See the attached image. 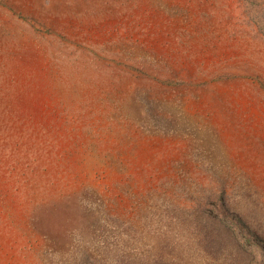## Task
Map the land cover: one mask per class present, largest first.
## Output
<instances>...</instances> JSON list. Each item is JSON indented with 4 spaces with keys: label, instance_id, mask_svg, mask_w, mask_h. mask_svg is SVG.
Listing matches in <instances>:
<instances>
[{
    "label": "rangeland",
    "instance_id": "rangeland-1",
    "mask_svg": "<svg viewBox=\"0 0 264 264\" xmlns=\"http://www.w3.org/2000/svg\"><path fill=\"white\" fill-rule=\"evenodd\" d=\"M154 253L264 264V0H0V264Z\"/></svg>",
    "mask_w": 264,
    "mask_h": 264
},
{
    "label": "trees",
    "instance_id": "trees-1",
    "mask_svg": "<svg viewBox=\"0 0 264 264\" xmlns=\"http://www.w3.org/2000/svg\"><path fill=\"white\" fill-rule=\"evenodd\" d=\"M154 259L151 261L152 264H156L158 262L162 263V264H168L169 262H166L164 259H163V255L164 254H152ZM200 263V261L198 262ZM184 264V263H183Z\"/></svg>",
    "mask_w": 264,
    "mask_h": 264
}]
</instances>
